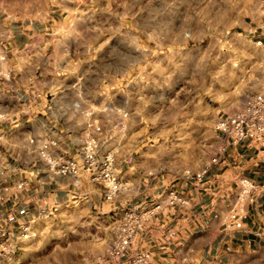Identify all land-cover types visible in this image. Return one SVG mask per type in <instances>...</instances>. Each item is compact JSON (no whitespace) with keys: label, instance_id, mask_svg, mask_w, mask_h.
Segmentation results:
<instances>
[{"label":"clouds","instance_id":"1","mask_svg":"<svg viewBox=\"0 0 264 264\" xmlns=\"http://www.w3.org/2000/svg\"><path fill=\"white\" fill-rule=\"evenodd\" d=\"M0 18V184L16 178L0 187V205L14 199L7 218L0 213V234H8L0 252L55 242V255L72 264H264V214L250 226L217 207L209 229L210 206L196 215L175 192L157 190L173 177L185 187L202 179L228 151V137L264 147V40L256 38L264 37V0H0ZM206 96L220 108L197 106ZM146 125L151 156L133 161L143 156ZM246 165L240 159L226 175L241 185ZM226 191L222 182L217 195ZM261 191L253 188L245 204H257ZM148 195L188 219L165 235L154 216L167 210L146 211ZM197 225L209 230L193 240ZM153 226L167 260L145 243Z\"/></svg>","mask_w":264,"mask_h":264},{"label":"crops","instance_id":"2","mask_svg":"<svg viewBox=\"0 0 264 264\" xmlns=\"http://www.w3.org/2000/svg\"><path fill=\"white\" fill-rule=\"evenodd\" d=\"M3 22V18H0V23ZM250 23V21H246ZM16 26L18 27L19 24L17 23ZM259 40H264V37H260L259 34L256 37ZM28 37L27 36H18L17 43L20 45H23L24 43H27ZM50 78V77H49ZM41 79H44V77H41ZM225 116V114L222 115V117ZM143 131L145 134L150 133L152 130L147 125L144 127ZM221 136H225V133L219 132ZM229 140V149L227 152L224 153L223 158L220 159L218 164H213L212 167L205 173L202 179L198 181L197 178H193V180L187 182V187H185V181L173 177L171 180L167 183L166 189H157L158 191H167L170 188H174L178 191L180 197L185 201V207L191 212L195 213L196 215H200L204 212L205 205H208L212 208L211 214L209 216H205L203 220V224H207L209 226V229H211V221L215 219L219 213L216 211L217 207H220L222 210H227L225 215L227 216L230 212V210L233 207L234 200L233 197H237L239 193L236 192V189L240 187V185L237 184L235 179L229 178L226 173L230 171L229 165H232L233 168L238 167V161L240 159H243L247 161L246 167L243 168L242 175L244 178L249 179L255 184L254 188L262 189L264 190V157H261V153H264V147H261L259 149L256 148V146L252 142V138H248L247 141L241 140L238 143H233L231 140V137H228ZM148 142L146 141L144 145L142 146L143 156L140 155L139 152L135 153L132 157L133 161H144L149 159L151 156V153L148 150ZM4 149L0 148V152H3ZM7 163L9 165H15L16 162L9 157L7 160ZM125 172H127V165H125ZM235 175V173H233ZM16 178L13 177L12 180H9L3 184H0V187H10L12 186L13 180ZM26 179V178H25ZM164 177H161V180H163ZM225 183L228 186V191H226L223 195H217V193L220 190L221 183ZM151 185L153 188L157 187V181L152 180ZM47 191H55V185H51ZM250 194V193H249ZM248 194V195H249ZM247 195V196H248ZM61 198H64L65 193H60ZM196 197H199V201H196ZM147 201V206L154 204L156 202L160 201H154L153 197L151 195H148L145 197ZM257 201L258 203L255 205H246L245 200L242 203L243 207V223H246L248 225H252L255 222V219L257 218V213L264 214V191H261L257 193ZM23 205L17 204L15 205L16 209H22ZM14 208V199H8L3 205H0V211L4 214L5 218H7L8 214L13 210ZM161 208H165L167 210V215L165 214V211H159L155 213L154 218L159 221V229L163 230L164 234L167 235L168 231L170 229H174L177 226L180 225L182 221H185L188 219V217L185 215V213L180 209L177 205H171L168 206L166 204H162ZM28 209L31 212H35L36 205L34 203H31L28 205ZM17 215H19V212H17ZM195 219V216L192 217ZM264 219V217H261ZM19 229V224L14 222V230L17 231ZM209 229H205L202 225L196 226L195 234L189 233V236L192 237L193 240L196 239V237L202 235L205 231H208ZM157 231V226H153V231H150L149 233H146L144 236L145 243H151L152 250L154 252H158L160 254V257L162 259L167 260L168 259V253L161 251L160 248H157L155 239L153 238L154 233ZM8 239L7 231L4 234H0V242L3 244L6 243ZM222 236H218L216 238V244L215 247L219 246L220 240H222ZM248 239L255 240V237H248ZM186 241H182L180 244V247H186L187 246ZM233 244L235 246H240L241 241L234 240ZM173 248V258L175 250L177 249L176 245L172 246ZM205 252L208 251L207 247L204 249ZM225 251H228L227 246H225ZM213 256L216 255L215 250H213ZM12 255L3 253L2 255V261H4L7 258H10ZM127 260V257L124 258ZM220 264H227V258L221 257Z\"/></svg>","mask_w":264,"mask_h":264},{"label":"rangeland","instance_id":"3","mask_svg":"<svg viewBox=\"0 0 264 264\" xmlns=\"http://www.w3.org/2000/svg\"><path fill=\"white\" fill-rule=\"evenodd\" d=\"M234 31L242 32L243 29L236 28V29H234ZM162 54L163 53H161V55ZM229 58H230V56H228V55L221 57V59H229ZM250 66L251 65H249V67ZM204 104L211 105L213 108H216V109L220 108L219 99L217 98V100L214 101L211 96H206L203 101H201L199 98L197 99V101H196L197 106L202 107ZM220 114L222 116L224 113L221 112ZM196 126H197V128H202L206 131L208 125H207V122L204 120H197ZM151 133H152V131L150 133L145 134V136H146L145 142L146 141L148 143H155L156 142L153 139ZM189 135H192V133H186L185 137L179 138L177 140L175 147H176L178 152H181L188 147V145H186V144L182 145L181 140L186 139ZM217 135L221 136L220 133H217ZM201 138H203V134H202ZM105 219H107V217H105ZM19 231H20V228L16 231V233L19 234ZM54 243L48 245L42 251H27V252H25L24 250H22L21 248L18 247L16 249V251L13 252L12 255H10L11 256L10 258H7L4 261H1L0 264H7V261L9 259L11 260V264H16L17 260L20 261V264H31V262L34 258H39L41 261H44V264H72V260H74V257L71 259H68V258L62 259L61 257L55 255V253L53 252ZM62 246H64V245H62Z\"/></svg>","mask_w":264,"mask_h":264},{"label":"built area","instance_id":"4","mask_svg":"<svg viewBox=\"0 0 264 264\" xmlns=\"http://www.w3.org/2000/svg\"><path fill=\"white\" fill-rule=\"evenodd\" d=\"M223 118L227 119V116L225 115V116H223ZM243 127H244L245 132H247V126L244 125ZM249 138H251V137H249ZM93 179H94V177H93ZM240 187L243 188V191L239 192V194L236 197V200L238 201V203L233 204V207L228 214V215L235 216L238 220L241 219L242 214H243L242 203L244 202L247 195L253 190V188L255 187V184L252 181H250L249 179L245 178V182L243 184H241ZM173 192H175L178 196H180L178 191L174 188H170L167 191V194L171 195V193H173ZM161 206H162L161 202H156L154 204L147 206L146 211L153 212V211H155V209L161 208ZM237 212L239 213L238 215H237ZM0 213H1V211H0ZM0 244H3V243L0 242ZM2 255H3V252H0V263L2 261Z\"/></svg>","mask_w":264,"mask_h":264}]
</instances>
